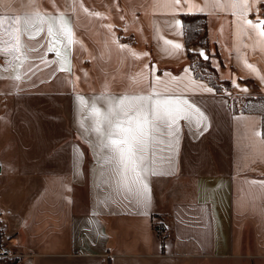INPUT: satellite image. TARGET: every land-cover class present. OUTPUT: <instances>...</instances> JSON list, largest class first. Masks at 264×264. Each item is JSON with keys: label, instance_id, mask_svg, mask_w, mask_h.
<instances>
[{"label": "crops", "instance_id": "0c3cea01", "mask_svg": "<svg viewBox=\"0 0 264 264\" xmlns=\"http://www.w3.org/2000/svg\"><path fill=\"white\" fill-rule=\"evenodd\" d=\"M241 4L0 0V17L20 18L0 28V173L39 182L20 219L6 223L0 208L6 257H17L15 264H264V29L245 23L264 20V2ZM185 13L205 15L210 63L228 92L190 67ZM38 16L67 19L70 71L47 53V23L29 39ZM105 96L181 97L207 117L203 133V124L180 121L175 152L167 136L150 143L157 174L148 178L147 209L121 185L91 131L88 109L95 102L107 110L93 99Z\"/></svg>", "mask_w": 264, "mask_h": 264}, {"label": "snow or ice", "instance_id": "6c2138e0", "mask_svg": "<svg viewBox=\"0 0 264 264\" xmlns=\"http://www.w3.org/2000/svg\"><path fill=\"white\" fill-rule=\"evenodd\" d=\"M181 2L182 0H173V6H179ZM255 3L256 0H252L251 4L248 0H242L241 7L247 10L250 7L254 8ZM37 19L41 26L29 35V39H36L44 31L42 25L47 23V37L49 38L47 53H55L60 71H70L66 53L67 48L74 41L67 19L60 17L58 23L51 18L46 20L44 17L38 16ZM7 20H11L9 24L11 29L20 21V18L0 17V28L4 27ZM245 23L253 29L257 25L264 29V20L245 21ZM175 26L182 28L181 21L176 20ZM260 35L264 36V32H261ZM16 39L18 45L19 38ZM64 41L66 43H63ZM164 43L171 45L176 50L182 48L180 43H173L169 40ZM61 47L64 48V52L61 51ZM121 47L127 46L122 45ZM32 50L35 51V49ZM133 55L135 54L133 53ZM197 55L204 60L209 59L203 50L199 51ZM44 63L47 64L48 61L45 60ZM65 64H69L67 69ZM28 70L32 71L31 68ZM203 90L213 91L211 88ZM76 99L80 108L87 107V98L81 96ZM93 99L103 101V105L107 109L105 110V107L97 105L95 102L88 109V119L92 122L91 131L99 138V147L108 153L105 157L106 163L112 166L111 171L119 178L121 185L127 189L137 204L147 209L150 206L148 178L157 174L156 170L152 168L155 161L151 160L148 155L150 143L156 140L158 135L167 136L170 138L167 143L175 152L176 146L179 144L180 121L187 122L186 126L188 127H191L193 123L197 127L203 124L204 127L201 129L203 133L208 131L207 117L198 107L181 97L121 96L116 98L105 96Z\"/></svg>", "mask_w": 264, "mask_h": 264}, {"label": "trees", "instance_id": "16d2710c", "mask_svg": "<svg viewBox=\"0 0 264 264\" xmlns=\"http://www.w3.org/2000/svg\"><path fill=\"white\" fill-rule=\"evenodd\" d=\"M262 14L264 15V5L262 6ZM182 24L184 32V45L187 50V57L190 67L196 77L206 80L217 92H222L221 87H225V92H228L230 83L227 80H222L218 77L216 69L211 65L210 59L204 60L197 53L198 49H204L208 57V39L206 17L201 13H185L182 15ZM119 38L127 40L121 34ZM264 132V125H263ZM154 228L158 234L162 235L164 224L162 222L154 223ZM2 230L0 228V243ZM1 246V245H0ZM1 249V247H0ZM17 257H0V264H15Z\"/></svg>", "mask_w": 264, "mask_h": 264}, {"label": "rangeland", "instance_id": "374dc122", "mask_svg": "<svg viewBox=\"0 0 264 264\" xmlns=\"http://www.w3.org/2000/svg\"><path fill=\"white\" fill-rule=\"evenodd\" d=\"M198 50L204 51V49ZM221 88V91L226 93L225 87ZM242 103L243 101L234 98V104L237 105V107H239ZM260 105V107L264 109V99L263 103ZM243 106L244 104H242L240 107L243 108ZM8 178V176L2 175L0 173V208L2 210L1 218L6 220V223L9 221H16L22 217L27 203L39 185V182L37 181H25L19 179L10 180Z\"/></svg>", "mask_w": 264, "mask_h": 264}, {"label": "built area", "instance_id": "2783aa9c", "mask_svg": "<svg viewBox=\"0 0 264 264\" xmlns=\"http://www.w3.org/2000/svg\"><path fill=\"white\" fill-rule=\"evenodd\" d=\"M10 255H11V253L7 247H3L0 249V257L10 256Z\"/></svg>", "mask_w": 264, "mask_h": 264}]
</instances>
